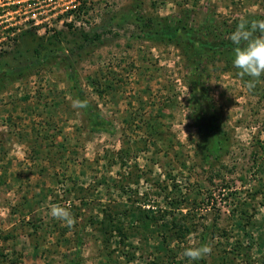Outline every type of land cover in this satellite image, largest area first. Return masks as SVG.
<instances>
[{
    "label": "rangeland",
    "instance_id": "rangeland-1",
    "mask_svg": "<svg viewBox=\"0 0 264 264\" xmlns=\"http://www.w3.org/2000/svg\"><path fill=\"white\" fill-rule=\"evenodd\" d=\"M183 10L212 44L195 70L189 45L126 23L98 29L70 68L16 76L29 35L127 13L153 30ZM241 18L264 19V0H0V264H264V77L249 92L223 47ZM68 76L111 133L89 130ZM213 137L221 149L204 163ZM172 220L190 231L173 237ZM201 244L210 255L182 256Z\"/></svg>",
    "mask_w": 264,
    "mask_h": 264
},
{
    "label": "trees",
    "instance_id": "trees-1",
    "mask_svg": "<svg viewBox=\"0 0 264 264\" xmlns=\"http://www.w3.org/2000/svg\"><path fill=\"white\" fill-rule=\"evenodd\" d=\"M189 17L190 16L187 14V11L183 10L179 18L170 22L169 18L167 17L165 18V25L159 22V28L151 30L149 22L145 21L141 14H117L115 16H111V18H109L104 24L93 27L87 31L73 30L72 25L67 24V30L53 29L50 34L44 36H38L37 34L29 35L31 47L27 52H25L26 54L22 53L21 48L18 46L19 44H17L18 48L14 51L17 53V56H14L17 64L15 68L19 69L16 76L21 74L26 69L42 66L48 62H53L56 65L70 68L74 61L80 58L82 56L81 54L84 53L88 48L96 47L101 43V34L97 33L98 29H103V27L106 29V27H110L111 25H116V27L120 29L126 23H132L135 25L140 31V37L146 40L161 41L176 45L183 43L184 46L189 45L191 47L192 54L185 53V55L188 57L187 60L190 62L191 68H194L195 70L196 67L199 66H197V64H201L202 62V59L200 60L198 58L202 56L203 50L207 49L209 52L212 48V44L202 38H195V36L192 35L195 25L193 19L189 20ZM223 39V47L226 50L227 59L232 62L234 56L233 49L235 45H233V43L229 41L228 38ZM184 52L186 51L184 50ZM6 71L10 70L6 69L5 72ZM246 78L248 77H243L244 80ZM68 79L72 83L71 89L74 93V98L85 100L82 96L81 90H77L78 88L75 85V81L71 79L70 76H68ZM92 83L96 84L94 81ZM79 111L83 121L86 122L90 131H103L105 133L112 132L111 124L105 121L89 102L87 108L79 109ZM202 144H204L201 145L202 148H207L206 152L210 153L203 157L204 163L207 162L211 153L216 155L217 151L221 149V142L218 140V138L213 137L212 141H208L207 146L205 143ZM145 216L147 218V215ZM103 220L104 223L108 222L104 224L106 227L111 223L117 224V222H114V218L109 214L106 215ZM170 224L173 237L182 236L190 231V229L181 226L180 220L177 222L172 220ZM115 229L118 231L120 230V228H118V224L115 225ZM104 235H110V232H105Z\"/></svg>",
    "mask_w": 264,
    "mask_h": 264
},
{
    "label": "clouds",
    "instance_id": "clouds-1",
    "mask_svg": "<svg viewBox=\"0 0 264 264\" xmlns=\"http://www.w3.org/2000/svg\"><path fill=\"white\" fill-rule=\"evenodd\" d=\"M229 40L235 45L233 49V67L238 69V75L250 79L245 82L246 89L251 92L264 77V19L241 18L236 28L229 34ZM72 107L85 109L88 107L87 100L74 99ZM49 215L64 226L72 228L75 217L69 207L60 204H51L48 209ZM212 246L201 244L199 246L185 247L182 256L190 261H197L210 255Z\"/></svg>",
    "mask_w": 264,
    "mask_h": 264
}]
</instances>
